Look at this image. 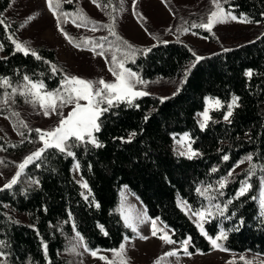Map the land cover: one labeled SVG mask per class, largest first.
Instances as JSON below:
<instances>
[{"label": "trees", "instance_id": "trees-1", "mask_svg": "<svg viewBox=\"0 0 264 264\" xmlns=\"http://www.w3.org/2000/svg\"><path fill=\"white\" fill-rule=\"evenodd\" d=\"M164 1L173 7L169 0ZM263 1L221 0V5L255 24L256 11ZM11 2L0 0V19L4 20ZM97 2L104 18L92 16L79 0L71 3L61 0L58 11L69 16L61 17L60 26L81 43L82 49L90 50L91 41L103 44L109 61L116 47L121 48L116 53L118 59L127 51L120 37L138 49L151 48L146 55L137 52L125 65L153 86L172 87L173 91L149 93L135 98L131 104L114 103L99 117L100 128L94 132L99 147L87 138L85 141L70 139L65 152L47 149L24 168L16 184L1 189L0 241L3 243L0 252L4 253V259L0 264H70L65 253L75 247L77 232L90 250L119 249L125 238L136 234L121 214L123 186L139 199L152 218H158L171 230L175 243L181 244L191 236L188 250L192 254L208 253L214 248L181 208L180 200L192 211L220 205L219 210L212 207L213 217L204 222L208 235L215 238L223 229L227 239L218 241L223 248L264 255V208L260 201L264 191V168L261 167L264 166V25L260 29L253 26L234 32L207 31L192 27L204 20V6L187 14L173 8V29L179 33L192 27L210 42L216 41L218 36L244 39L207 51L187 41L165 43L163 34L158 35L139 19L157 39L154 45L145 47L130 41L124 34L118 15L120 0ZM81 9L98 22L96 31L91 24L81 27L90 30L88 33L76 34L71 30L69 23L76 18L73 14ZM112 17H115L116 36L101 26L111 25ZM77 23H80L78 19ZM13 30L0 25V44L3 45L0 77L7 78L11 84L6 87L0 83V115L11 122L18 134V137L0 134V175L5 181L16 174L19 164L41 143L35 129L43 119L42 110L39 102H31L30 94L27 97L20 94L26 83L23 77L43 81L46 90L54 91L61 87L65 75H72L70 67L46 42H38L33 49L41 60L16 51L9 38ZM102 37L107 39L101 40ZM85 38L89 39L88 44L84 43ZM193 53L204 59L196 62ZM53 65L57 68L55 73L51 71ZM248 70L252 72L250 77L246 75ZM13 88L17 89L15 94ZM6 93L8 99L4 103ZM162 97L167 99L161 102ZM205 97L219 98L224 107L212 111L207 126L201 129L197 114L205 105ZM233 97L239 98L237 106L225 121L224 114ZM21 121L27 127H23ZM21 132L24 135H20ZM183 133L190 134L193 150L198 153L192 158L175 149V139ZM225 155L229 157L227 161L223 159ZM249 155L252 160H244ZM241 160L244 162L239 163ZM238 163L247 164L235 172ZM75 164L87 188L76 180ZM213 168L217 171L213 172ZM224 178H227L226 186L220 189L218 182ZM242 181L252 187L237 197ZM197 188L202 192L207 190L205 195L197 193ZM208 197H212L211 201ZM18 214L26 215L27 219H19ZM44 245H47L46 250ZM180 253L184 254L183 249ZM231 262L245 264L241 259Z\"/></svg>", "mask_w": 264, "mask_h": 264}, {"label": "rangeland", "instance_id": "rangeland-1", "mask_svg": "<svg viewBox=\"0 0 264 264\" xmlns=\"http://www.w3.org/2000/svg\"><path fill=\"white\" fill-rule=\"evenodd\" d=\"M79 1L80 4L92 16L96 18H104L99 7L97 4H94L92 0ZM120 1L121 10L118 15L124 34L130 41L145 47L154 45L157 42V39H155L154 36L148 32L146 27L142 25L136 13L142 14L144 17V22L151 26L158 35L163 34L165 37L164 40L166 42L179 43V41H187L193 47L204 48L207 51H214L221 47V45L230 46L235 43H239L244 39L240 37H225L221 39L218 36L216 41L210 42L207 37L200 35L194 31L192 27H187L188 31H182L181 33L173 29L175 22L173 8L179 12L182 11L187 14L191 11L198 10L199 6H204L205 18H203V21L198 23L200 24L201 22H206L207 16L211 11L215 10V6L212 4L211 0H169L173 7L168 5L164 0H136L135 10L133 9L134 0ZM219 2L221 4V0H219ZM225 11L231 12L234 15L232 11ZM32 16L35 18L29 20L28 18ZM256 18L255 24H253L251 22H240V19L242 18L238 17V20H228L226 23H218L214 25L211 31L234 32L253 26L260 29L264 25V1L256 11ZM4 21L9 27L14 29L11 37L17 42L25 43L26 46L32 50L38 42L42 41L54 48L58 58L70 67L72 73L71 76H78L92 81H98L100 78H103L106 82H114L115 77L111 74V72H109V64L104 57L96 55L89 49L77 48L73 43H70L68 39H66L65 36L58 30L57 20L52 11H50V9L47 7L46 0H12L10 7L4 13ZM69 27L76 34L90 32V30L77 27L72 23H69ZM141 79L147 83L136 84L135 87L139 91H144L147 93H163L173 91L172 87L164 89L162 87L153 86L147 79ZM81 103L83 104L86 102L81 101ZM72 107L73 105L60 107L59 101L57 102V111L62 112L64 116L68 115V113L72 110ZM102 107H105V105H102ZM205 107L206 102L199 113L203 112ZM41 110L43 119L40 120L38 129H54L58 125L61 117L55 112L50 116H45L43 114L44 110L42 107ZM214 110L215 109L210 110V116L211 112ZM202 119L203 118L197 114L199 125ZM0 134H3L4 136L12 135L14 137H18V134L13 129L11 122L6 117L1 115ZM184 134L185 133L180 134L175 139V149L179 153L186 152L187 144L191 142L190 134L187 133L190 139L184 143H179ZM40 147H42V141L38 148ZM246 164L247 163L237 166L234 171H239L240 168ZM73 174L80 184L84 185V183H86L80 175L78 166L76 164L73 167ZM10 180L5 181L0 175V190L3 189L4 185ZM182 202L184 201L180 200L179 204L181 205ZM120 208L124 221L125 217L127 216L133 223L136 224V234L132 237H127V239H125L123 242V244H125L124 256L127 259L128 264H155V262L161 257H163V259L160 260V264H227L230 261L241 259V257L244 258V261H251V264H264V255L253 252L239 253L228 250L222 251L214 248L213 251L208 253H195L192 255H184L180 253V250L183 249L181 244H168L159 238L163 232H158L157 236L155 237L152 236L151 220H156L157 228L168 232L170 236L172 232L158 218H152L147 213L145 207L139 201V199L133 195L126 186H123L121 190ZM192 212L193 211L190 208V210L186 213L193 221L198 220V217L193 216ZM145 215L149 219L144 223H140V219ZM17 217L21 220L27 219L26 215L24 214H18ZM141 236H147L148 239H141ZM74 244L75 247L72 246L70 250L65 253V255L69 258L70 264H108L107 261L101 260L99 258L101 255L108 257V260L113 261V264H120L119 259L111 250L95 249L99 250V252L97 256H93L91 252L95 250H90L88 248L85 249L82 246L83 242L79 241V238L76 235ZM73 248H75V251L72 250ZM170 251H177V255H164ZM3 259L4 256H0V260Z\"/></svg>", "mask_w": 264, "mask_h": 264}, {"label": "snow or ice", "instance_id": "snow-or-ice-1", "mask_svg": "<svg viewBox=\"0 0 264 264\" xmlns=\"http://www.w3.org/2000/svg\"><path fill=\"white\" fill-rule=\"evenodd\" d=\"M67 2L71 3L72 0H67ZM94 4H97L99 7V4L97 0H92ZM135 2H133V9L135 10ZM212 4L215 6V10L211 11L210 14L207 16L206 22H201L200 24H193L192 27H198L203 28L207 31H211L213 26L218 23H226L228 20H238V17L233 15L231 12H226L225 9L220 4L219 0H211ZM47 7L52 11L54 14L56 20H57V26L58 30L65 36L66 39L70 43L75 44L77 48L81 47V43H77L74 38H72L67 32H65L64 28L60 26L61 17H68L69 13L66 12H59V8L61 7V0H46ZM110 6V4H109ZM111 15V13H109ZM137 17L141 20L144 19L142 14L136 13ZM73 16L76 18L72 19V23L75 24L77 27H83L87 26L88 24L92 25V30L96 31V24L98 22L91 20L86 13L83 12V10H78L77 13H74ZM35 17H29L28 19H34ZM77 19L80 21V23H77ZM113 23L111 25H101L102 27H105L109 30L110 34L113 36H116L117 33L115 31V17H112ZM240 22L243 23H249L250 21L247 20V18L240 19ZM0 25H4L5 28L8 27V25L5 24L3 19H0ZM183 31L187 32L188 29L185 28ZM9 38L12 39L11 34L9 35ZM107 39L106 37H102L101 40ZM120 42L124 47L127 49L126 52L123 54L122 59H118L116 53L121 51L120 47H116L113 51V54L111 55V59L109 61L108 57L105 56L103 44H97L95 41H91V48L90 50L95 52L96 55H99L101 57H104L105 60L109 63L108 70L111 72V74L115 77L114 82H106L103 78H100L98 81H92L83 79L78 76H67L65 75L63 80L61 81V87L57 88L54 91H46L44 90L46 88V85L43 83V81H37L34 82L31 80L27 75L23 77V80L26 81V83L23 86V90L21 91V95L27 97V95H31L32 97V103L39 102L41 107L43 108V114L45 116H50L52 113H57L61 118L59 120L58 125L52 129V130H42V129H35L36 133L38 134V138L40 141H42V147L38 148L36 151L28 155L23 162L19 164V171L16 172V174L12 177V179L4 185V188H11L14 184L17 183V179L23 172L24 168L33 161L39 159L41 155L49 148H55L58 149L60 152L66 151V143L71 139L75 141H85L86 138L90 140V142L93 145H96L99 147L96 138L94 137L93 133L95 131H99V117L107 112L110 107H112L115 104H118L120 102H127L128 104H131L132 101L137 97L146 96L149 93L144 91H139L136 89V84H144L147 83L146 81L142 80L139 75L132 71V69L127 68L125 66V63L127 60L133 59L137 52H140L141 54L146 55L148 52L151 51V48L148 49H138L135 46L131 45L128 41L124 40L122 37L119 38ZM13 44H15L16 51L22 52L24 55L31 54L34 56L37 60H41L42 57L38 55V53L35 50L30 49L26 46L25 43L17 42L15 39H12ZM90 41L88 38H85L84 43L88 44ZM165 43H167L165 41ZM3 45L0 44V50H2ZM97 48L100 49V51H97ZM225 51H229V49H225ZM195 56V53H193ZM204 59V57L201 56H195V61L199 62L200 60ZM47 63V62H46ZM193 67L195 64L192 65ZM51 71L53 73L57 72V68L53 65L51 68ZM246 75L249 77L252 75L251 70H248L246 72ZM187 76V73H185V77ZM0 83H2L3 86L11 87V84L7 78L0 77ZM17 91L16 88L12 89V93L15 94ZM175 95V93H174ZM8 94H5L4 103H7ZM167 97H162L161 102H163ZM238 97H233L231 103L227 105V111L224 114V120L227 121L229 117L232 115V110L234 106H237ZM59 101V106L64 107L67 105H73L72 110L68 113L67 116H64L62 112L57 111V102ZM81 101H85L86 103H81ZM206 107L203 112L198 113L199 116H201L203 119L200 122V128L203 129L207 126L208 121L211 119L210 116V110H220L224 107L223 102L219 98H212V97H205ZM102 105H107V107H102ZM14 115H19L18 113H14ZM21 124L23 127H27V125L21 121ZM20 135H24L23 132L20 133ZM134 135V134H133ZM190 139L189 135L187 133L184 134L183 138L179 141V143H184L185 141H188ZM181 155H186L189 158H192L193 156H196L198 153L192 149L191 142L187 144V151L180 153ZM68 155H74V153L68 152ZM225 161L229 159L227 155L223 157ZM244 160H252V156L249 155L244 158ZM244 160L239 161V163H243ZM239 163L237 166H239ZM78 166V165H77ZM255 167V166H253ZM264 168V166H261ZM213 172H216L217 169L213 168ZM251 171V170H250ZM232 174V172H229V176ZM219 187L220 189H223L226 186L227 178H224V180L219 181ZM85 188L88 187L87 183H84L83 185ZM252 185L248 183L247 181L241 182V187L239 191L237 192V197L244 195ZM197 193H199L201 196H204L206 191L202 192L199 188L196 189ZM208 199L211 201L212 197H208ZM261 206L264 208V191L261 192ZM232 201L229 200L227 203L230 204ZM98 206V205H97ZM181 208L188 212L190 210V206L187 205L186 202L181 203ZM212 207H215L216 209H220V205H210L206 208H201L196 211L192 212L193 216L198 217V220L194 221L196 223L199 231L210 241L211 245L215 249H219L222 251H227V249L223 248L218 241L221 239H227V234L224 232L223 229L219 231V234L214 238L205 231L204 228V222L206 220H209L213 217ZM227 208V204L224 205V209ZM220 215H224V211H220ZM262 215H264V212H262ZM149 218L145 215L143 218L140 219V223H144ZM125 222L129 227H131L134 231L136 230V224L133 223L127 216L125 217ZM151 234L152 236H157L158 232H163L162 235L159 236L161 240H163L165 243L173 244L175 241L172 240L171 236L168 234V232L163 231V229L157 228L156 220H151ZM107 235V233H105ZM76 236L79 238V241H83V237L80 236V234L77 232ZM127 239V238H125ZM141 239L147 240V236H141ZM191 236L184 239L181 244L183 246V251L185 255H192L191 252L188 250L189 243L191 241ZM3 241H0V244H2ZM82 246L87 249V244H82ZM45 250L47 248V245H44ZM75 251V248L72 249ZM112 252L115 253L116 257L119 259L120 264H128L127 259L124 256L125 253V244H121L119 249H112ZM99 250L92 251L91 254L93 256L98 255ZM4 253L0 252V256H3ZM165 256H175L177 255V251H170L164 254ZM101 260H105L108 262V264H113V261L108 260V257L106 256H100ZM163 257L159 258L155 264H160V260H162ZM241 260H244L243 257H241ZM229 264H232L230 261ZM245 264H251V261H245Z\"/></svg>", "mask_w": 264, "mask_h": 264}]
</instances>
